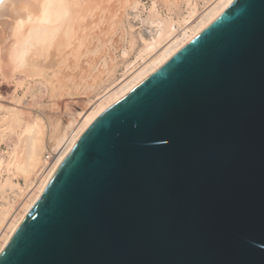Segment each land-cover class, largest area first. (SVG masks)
Masks as SVG:
<instances>
[{
  "label": "water",
  "instance_id": "1",
  "mask_svg": "<svg viewBox=\"0 0 264 264\" xmlns=\"http://www.w3.org/2000/svg\"><path fill=\"white\" fill-rule=\"evenodd\" d=\"M0 264H264V0L98 115Z\"/></svg>",
  "mask_w": 264,
  "mask_h": 264
},
{
  "label": "bare ground",
  "instance_id": "2",
  "mask_svg": "<svg viewBox=\"0 0 264 264\" xmlns=\"http://www.w3.org/2000/svg\"><path fill=\"white\" fill-rule=\"evenodd\" d=\"M105 1L101 2L105 3ZM164 1L171 5L178 0ZM233 1L211 0L204 10L202 9V12L199 13H197L196 4H187L188 14L179 20L164 18L165 16L161 17L154 9L150 10L148 15L143 18L141 17L142 14H139L140 10L136 11L139 3L137 1L130 3V7L135 9L133 17L139 23L146 24L149 29L147 37L142 39L143 47L138 51L137 57L141 59L148 58L126 77L115 82L81 116L75 113L65 126H60L61 123H54L51 121L53 119L45 121L36 114L31 117L25 116L24 111L18 104L4 105V99L9 98L10 94L7 83L10 80L14 81L15 88H20L25 80H29V78L31 80V78L38 76L41 77V80H37V82L42 89H47L51 94L57 90V83L53 84L55 77L53 78L49 66H51L52 59L54 60L60 54L62 48H65L68 52L66 47L68 46L73 56L77 55L79 50L82 49L76 50V47H82L81 45L84 43L87 33L85 25L89 21V19L87 21V18L90 17L91 3L89 0H0V80L2 81V84H0V141H6L8 144L6 152L0 153V169L6 174L4 180L0 181V197L9 198L5 203H0V252L9 242L29 209L39 198L59 165L76 145L87 126L98 115L158 69ZM88 3H90V7H88ZM92 3L94 4V2ZM102 3L98 2L94 7H98L97 10L105 15L99 9L101 5L103 6ZM110 11L112 13L111 8ZM111 13H109L110 16ZM93 15L96 16L95 13ZM116 15H118L117 12ZM116 15L115 19L118 18ZM112 20H114V16ZM117 21H113V24L117 25ZM129 25L132 27L131 24ZM87 34L89 35V33ZM54 50H57L58 52H55L58 54L55 53L54 58L50 56L52 59L49 60L51 61H48V59L45 61L46 57L53 55ZM61 52V54L65 53ZM69 54L67 55L69 56ZM65 55H62L61 59ZM67 55L65 58H67ZM56 60L59 61V59ZM57 63L54 66H57ZM70 77L72 78V76ZM38 85L36 89H40ZM46 149L49 151L44 152ZM17 176L23 177L24 182L22 184H24V187L13 181V177ZM27 188L28 190L25 192L24 190ZM8 189L11 191V195L7 193ZM18 192H21V194L25 192L26 194H24L18 209L11 212L10 209Z\"/></svg>",
  "mask_w": 264,
  "mask_h": 264
},
{
  "label": "rangeland",
  "instance_id": "3",
  "mask_svg": "<svg viewBox=\"0 0 264 264\" xmlns=\"http://www.w3.org/2000/svg\"><path fill=\"white\" fill-rule=\"evenodd\" d=\"M89 1L91 3V7L89 6L90 3H88V7H90L89 16L91 18L88 17L87 21L89 19V23H85V28L89 35L86 33V36L88 37L85 36L84 43L81 45L82 47H76V50L82 48L81 50H79V53H81L80 56L79 53H77L79 57L77 55H74V57L70 52V48L66 46L68 52H66L65 48H62L63 50H60V54L55 52L57 50H54L53 55H49L48 57H46L45 61H47V59L48 61H51L49 59L54 58L55 53L58 54V56L55 57L54 60L52 59L51 66H49L50 71H52L53 78L55 77L53 79L55 80L53 81V84L57 83V90H55L51 94L47 89H42V87H40L37 82V80H41V77L38 76H36L35 78H31V80L30 78L29 80H25V82L20 85V88H15L14 81L10 80L7 83V87L9 88L8 90L10 94L9 98L4 99V105L18 104V106H21L20 108L24 111L23 113L27 117L35 116L36 114L38 116H41L45 121L53 119L51 120L52 122L59 124L61 123L60 126H65L68 120H71L73 118L75 113L76 115L81 116L98 99V97L103 95L107 91V89L114 85L115 82L126 77L131 71H133L136 67L140 66L142 62L148 58L145 57L144 59H141L140 57H137L138 51L143 47L142 39L147 37V35L149 34V29L147 28L146 24L139 23V21L133 17L135 9H132L130 7V3H132L133 1H137L139 3L136 11L140 10L139 14H142L141 17L143 18L148 15L150 10L154 9L161 17L165 16L164 18L179 20L183 16H186L188 14L189 8L187 4H196L198 11L197 13H199L202 12V9L204 10L206 5L211 0H178V3L174 2L171 5L167 4L164 0H95L96 2L94 0ZM101 1H105V3H102ZM92 2H94V4ZM98 2L100 4H103V6H101L104 10L101 8V6L99 9L100 11H103L105 15L102 14V12H99V10H97L98 7H94ZM109 4L111 5V7L109 6ZM104 7H108L107 11ZM109 7L111 8L112 13ZM92 11L94 12L91 14ZM115 11L118 13V15H116ZM94 13L96 14V16L93 15ZM109 13H111V16L109 15ZM112 15L114 16V20H112ZM115 15L118 16V18L116 17L117 19H115ZM113 21H117V25H114ZM109 22L114 26L111 27L112 25ZM129 24H131L132 27ZM61 51L65 53L61 54ZM65 54H69L70 57L67 55V58H65ZM62 55H65V57H63L66 60L64 58L61 59ZM56 59H59L60 62ZM63 60H65V64ZM56 63L57 66L59 64L58 67L54 66L56 65ZM53 66L55 71L53 69ZM106 69L108 74L106 72ZM70 76H72V78ZM0 84H2L1 80ZM37 85L40 89H36ZM59 92L60 94H58ZM49 94L51 97L49 96ZM24 106L26 107L24 108ZM40 111L42 114L39 113ZM27 112L29 113L27 114ZM7 145L8 144L6 141H0V153L6 152V150L8 149ZM46 151L49 150H44V152ZM5 177V172L0 169V181H3ZM22 178V176L13 177V181L19 184L20 186L24 187V184H22V182H24V179ZM27 190L28 188L24 191L27 192ZM10 192L11 191L8 189L7 193ZM25 192H22V194L21 192H18V195L15 198L16 203L14 202L12 208L10 209L11 212L18 209L24 198V194H26ZM11 194L12 193H10L9 195ZM8 199L9 198L7 197H0V203L3 204Z\"/></svg>",
  "mask_w": 264,
  "mask_h": 264
}]
</instances>
